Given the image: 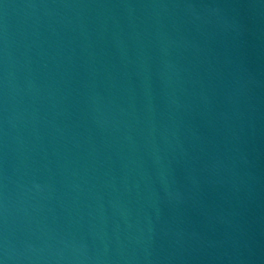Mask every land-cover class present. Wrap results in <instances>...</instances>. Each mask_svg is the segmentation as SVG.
<instances>
[{
	"label": "water",
	"instance_id": "water-1",
	"mask_svg": "<svg viewBox=\"0 0 264 264\" xmlns=\"http://www.w3.org/2000/svg\"><path fill=\"white\" fill-rule=\"evenodd\" d=\"M0 264H264V0H0Z\"/></svg>",
	"mask_w": 264,
	"mask_h": 264
}]
</instances>
